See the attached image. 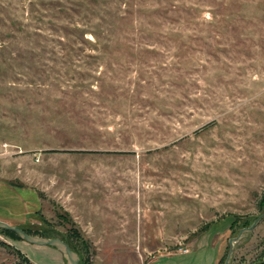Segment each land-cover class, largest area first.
<instances>
[{
  "label": "rangeland",
  "instance_id": "obj_1",
  "mask_svg": "<svg viewBox=\"0 0 264 264\" xmlns=\"http://www.w3.org/2000/svg\"><path fill=\"white\" fill-rule=\"evenodd\" d=\"M0 180L78 264L264 258V0H0Z\"/></svg>",
  "mask_w": 264,
  "mask_h": 264
},
{
  "label": "crops",
  "instance_id": "obj_2",
  "mask_svg": "<svg viewBox=\"0 0 264 264\" xmlns=\"http://www.w3.org/2000/svg\"><path fill=\"white\" fill-rule=\"evenodd\" d=\"M0 195L11 198L10 203H0V220L15 225L19 224L20 222H24V220H27V215L30 213L31 207L33 205L32 202L29 203L27 197L23 196L19 192V190L16 191L15 188L2 180H0ZM13 200L16 201L13 202ZM214 244L216 245V247H218V250L212 243L204 244L194 248L199 250L191 252V250L189 249L188 252L182 254L183 256L176 261H170L167 263H164V261L157 264H216L219 257V246L216 243ZM207 245H210V248L201 249L204 246L207 247ZM166 257L170 258V256H165L163 258ZM151 264H155V262Z\"/></svg>",
  "mask_w": 264,
  "mask_h": 264
},
{
  "label": "water",
  "instance_id": "obj_3",
  "mask_svg": "<svg viewBox=\"0 0 264 264\" xmlns=\"http://www.w3.org/2000/svg\"><path fill=\"white\" fill-rule=\"evenodd\" d=\"M263 216H264V212L259 214L253 221H251L248 226L239 228L237 231V236L241 232L249 231L254 226V224ZM0 230L13 232L20 240H23L24 242L30 245L54 247L63 257L65 264H78L79 262L78 254L75 251H73L62 239L58 237H44V236L29 234L26 233L21 228H19L17 225L9 224L3 220H0ZM230 240L231 239H228V243H230ZM229 252H230V248L228 249V252L222 264L227 263Z\"/></svg>",
  "mask_w": 264,
  "mask_h": 264
},
{
  "label": "trees",
  "instance_id": "obj_4",
  "mask_svg": "<svg viewBox=\"0 0 264 264\" xmlns=\"http://www.w3.org/2000/svg\"><path fill=\"white\" fill-rule=\"evenodd\" d=\"M86 152L87 153H96L97 151L96 150L95 151L94 150H86ZM114 152L123 153L122 151H114ZM261 204L264 205V191L262 193V197H261V200L259 201L258 206L259 205L261 206ZM18 227L21 228L22 230H24L26 233H29V234L39 235V236H44V237H50L51 236V235H48L49 233L46 230H44V229H41V230H38V229L30 230L29 228H23V227H20V226H18ZM0 234L6 236L8 238H11V239H19L13 232H10V231L0 230ZM64 242L73 250V247L67 241H64ZM255 264H264V258H262L261 260H258Z\"/></svg>",
  "mask_w": 264,
  "mask_h": 264
},
{
  "label": "built area",
  "instance_id": "obj_5",
  "mask_svg": "<svg viewBox=\"0 0 264 264\" xmlns=\"http://www.w3.org/2000/svg\"><path fill=\"white\" fill-rule=\"evenodd\" d=\"M184 252L186 251V249L183 250Z\"/></svg>",
  "mask_w": 264,
  "mask_h": 264
}]
</instances>
